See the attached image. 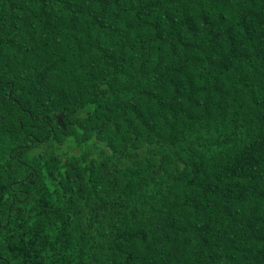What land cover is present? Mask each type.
Wrapping results in <instances>:
<instances>
[{"label":"trees","instance_id":"1","mask_svg":"<svg viewBox=\"0 0 264 264\" xmlns=\"http://www.w3.org/2000/svg\"><path fill=\"white\" fill-rule=\"evenodd\" d=\"M0 264H264V0H0Z\"/></svg>","mask_w":264,"mask_h":264}]
</instances>
